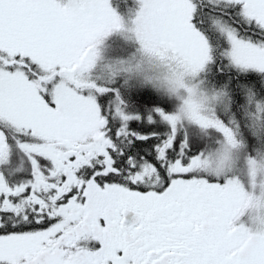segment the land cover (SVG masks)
<instances>
[{"label":"snow or ice","instance_id":"snow-or-ice-1","mask_svg":"<svg viewBox=\"0 0 264 264\" xmlns=\"http://www.w3.org/2000/svg\"><path fill=\"white\" fill-rule=\"evenodd\" d=\"M122 19L221 89V124L264 139V0H0V264H264V239L239 259L187 252L226 235L232 181L199 171L166 106L70 70L85 28Z\"/></svg>","mask_w":264,"mask_h":264},{"label":"rangeland","instance_id":"rangeland-1","mask_svg":"<svg viewBox=\"0 0 264 264\" xmlns=\"http://www.w3.org/2000/svg\"><path fill=\"white\" fill-rule=\"evenodd\" d=\"M127 39H132L138 44L130 35L129 26L124 19L119 27L85 28L84 39L72 57L70 70L81 83L100 84L108 76L105 74L107 72L115 75L122 70L133 74L141 68L148 73L150 79H160L179 99L181 113L169 115L176 127L185 128L187 120L193 123L191 128H195L197 124L210 129L208 135L199 134V141L202 140L198 145L202 149L199 171L220 182L232 181L236 189V202L240 199H254L256 211H261L262 214V218H257L255 223H260L264 228V156L249 154L247 147H241L235 126L221 124L222 118L218 112L222 109L217 101L218 95L205 88L206 82L199 76L202 70L191 68L174 50L168 48L152 51L138 44L141 49L139 58L137 53L127 46L130 44ZM164 85L161 87L162 91H156V96L162 105H172L171 102L163 100L167 89ZM91 136L90 133L78 136L77 146L87 144ZM243 136L244 141L249 140L244 143L256 152L264 148V139L252 134ZM251 137L253 139H250ZM251 140L253 141L250 142ZM193 142L196 144V140ZM242 162L244 165L240 166ZM257 241L259 240L255 243Z\"/></svg>","mask_w":264,"mask_h":264},{"label":"flooded vegetation","instance_id":"flooded-vegetation-1","mask_svg":"<svg viewBox=\"0 0 264 264\" xmlns=\"http://www.w3.org/2000/svg\"><path fill=\"white\" fill-rule=\"evenodd\" d=\"M255 206L254 199H240L235 203L224 225L226 235L197 240L191 246L183 245V247L189 253L203 254L209 258L219 256L233 260L245 256L256 240L264 239V228L260 223H255L257 218H262V214L261 211H256ZM190 223L198 236L209 233L211 224L207 217H193ZM44 252L46 249H43L41 254Z\"/></svg>","mask_w":264,"mask_h":264},{"label":"trees","instance_id":"trees-1","mask_svg":"<svg viewBox=\"0 0 264 264\" xmlns=\"http://www.w3.org/2000/svg\"><path fill=\"white\" fill-rule=\"evenodd\" d=\"M117 2V0H114V4ZM124 15L127 14L126 12L123 13ZM129 41L130 44H128L127 46L129 48H131L133 50L134 53H137V56L140 58V52L141 49L138 46V44L133 41L132 39H127ZM135 73L133 74H129V72H125L122 70H119L118 72H116V74L114 76H112V72H110L111 74H109L108 72L105 73L108 76H111L110 79L106 80L104 79L100 84H106V83H111V84H116L119 83L121 87L123 88H127L130 90H135L138 93H147L145 95L139 96L138 97V102L140 103V105L142 106H148L151 105L152 103L156 104V105H160V106H166L167 107V113L168 116L170 114H178L181 113V111L179 112V106H178V97L176 94H173V92L167 88V85H164L163 82L158 80H152L150 79V77L148 76V73L144 72V70H135ZM106 76V77H108ZM200 78L204 79L206 82L205 88H207L210 93H218L221 91V89L215 88L214 85H210L209 82L207 81V78L203 75V72H200ZM198 80V79H197ZM162 85H164L167 89L165 90L164 93H166V96H164L163 100L164 102H171L172 105H162L161 102L158 100L157 96H156V91H162L161 87ZM207 86V87H206ZM219 100L218 103H222V96L218 95ZM177 103V104H176ZM221 115L220 117L222 119H227V117L221 112H218V115ZM226 117V118H224ZM185 128L188 129V131L190 132V138L191 140H196V145L198 146L199 143L202 142V140L199 141V134H203L208 135L209 133V128L206 127H202V126H198L197 124H195V128H191V126H193L191 122L185 120ZM234 126V125H233ZM133 127H139L138 125H133ZM178 129H182L183 127L181 126H177ZM237 131V129H235ZM238 132V131H237ZM239 133V132H238ZM193 134V135H192ZM246 134H251L247 131H245L244 133ZM244 137V136H243ZM250 139H253V137H251ZM213 139H210V141H212ZM239 140L241 143V147H247L246 149L248 150L249 154L251 155H260V156H264V148L257 150V152L251 148L250 145L246 144L248 141L245 140L244 138H241L240 134H239ZM247 141V142H246ZM253 140H251L250 142H252ZM246 142V143H244ZM195 143V142H194ZM217 143H219V141L217 140ZM256 152V153H255ZM240 166H243V162L240 163ZM248 167V166H247ZM247 173H248V169H247Z\"/></svg>","mask_w":264,"mask_h":264}]
</instances>
